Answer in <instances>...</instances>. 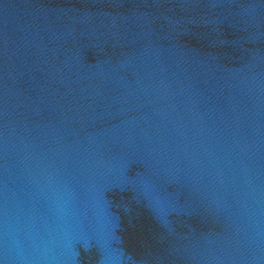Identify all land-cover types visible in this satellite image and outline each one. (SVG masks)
Wrapping results in <instances>:
<instances>
[{"label": "water", "instance_id": "95a60500", "mask_svg": "<svg viewBox=\"0 0 264 264\" xmlns=\"http://www.w3.org/2000/svg\"><path fill=\"white\" fill-rule=\"evenodd\" d=\"M0 264H264V0H0Z\"/></svg>", "mask_w": 264, "mask_h": 264}]
</instances>
